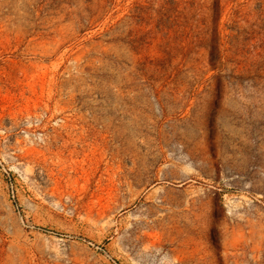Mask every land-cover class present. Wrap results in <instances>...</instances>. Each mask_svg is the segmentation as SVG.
Instances as JSON below:
<instances>
[{
	"label": "rangeland",
	"instance_id": "1",
	"mask_svg": "<svg viewBox=\"0 0 264 264\" xmlns=\"http://www.w3.org/2000/svg\"><path fill=\"white\" fill-rule=\"evenodd\" d=\"M0 264H264V0H0Z\"/></svg>",
	"mask_w": 264,
	"mask_h": 264
}]
</instances>
